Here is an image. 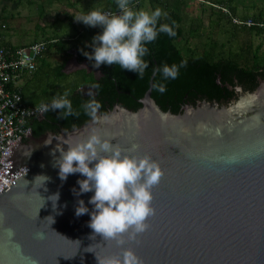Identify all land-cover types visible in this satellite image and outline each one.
I'll return each instance as SVG.
<instances>
[{
    "label": "water",
    "instance_id": "1",
    "mask_svg": "<svg viewBox=\"0 0 264 264\" xmlns=\"http://www.w3.org/2000/svg\"><path fill=\"white\" fill-rule=\"evenodd\" d=\"M163 23L172 26L171 15L157 26ZM175 32L147 44L143 77L115 64L96 68L76 50L66 52L74 56L58 74L86 68L96 83L68 96L79 116L38 113L30 119L36 129L2 154L1 177L10 184L0 182V264H98L97 256L122 252L115 240L90 238L94 190L77 195V181L86 177L62 181L54 166L53 150L67 149L61 141L86 138L93 129L123 148L138 145L134 155H149L164 170L152 189L156 213L148 230L124 245L144 264H264V71L183 60L169 45ZM164 64L180 66L176 79L162 76ZM156 83L166 91L155 90ZM93 97L110 122L93 123L84 113L81 106ZM57 193L54 203L49 197ZM81 199L89 212L77 217Z\"/></svg>",
    "mask_w": 264,
    "mask_h": 264
},
{
    "label": "clouds",
    "instance_id": "2",
    "mask_svg": "<svg viewBox=\"0 0 264 264\" xmlns=\"http://www.w3.org/2000/svg\"><path fill=\"white\" fill-rule=\"evenodd\" d=\"M116 2L119 14L93 9L86 14L74 15L77 22L82 21L85 25L102 28V32L93 37L94 51L84 54L89 60L94 61L96 68L102 64H115L121 69L137 72L139 77H143L149 66L144 60L149 52L147 44L154 42L159 33L175 36L176 32L167 23L157 26L160 18L167 15L160 8L154 11L136 10L131 6L130 0ZM179 67L175 64L171 66L164 64L159 71L165 79H176ZM153 87L160 93L166 91V86L161 83H156ZM68 96L69 94L65 92L62 96L53 98L50 105L39 103L36 105V111L45 113L50 109L61 110V118L79 116L80 113L73 109ZM81 107L93 123L110 122L107 115L99 114L102 105L94 97ZM114 138L104 137L97 129H93L86 138L75 141L66 138L61 143L67 145V149L58 144L53 150L54 157L56 151H59L54 166H58L62 181L75 173L86 177L77 181L79 184L77 195L94 190V195L89 200V203L94 205L88 224L93 230L90 238L94 239L96 235H101L106 241L115 240L122 248L119 255L103 258L97 256L98 264H144L132 247L124 245L148 230V219L156 213L152 204L154 199L152 189L160 183L164 170L151 156L134 155L138 145L123 148L118 142L115 144L112 142ZM48 143L50 142L46 141V144ZM52 197H55V200ZM49 199L55 203L59 199V194H54ZM88 212V207L81 199L76 208V216ZM6 232L10 239L15 235L12 228L6 229ZM37 237L43 238V235L38 233Z\"/></svg>",
    "mask_w": 264,
    "mask_h": 264
},
{
    "label": "rangeland",
    "instance_id": "3",
    "mask_svg": "<svg viewBox=\"0 0 264 264\" xmlns=\"http://www.w3.org/2000/svg\"><path fill=\"white\" fill-rule=\"evenodd\" d=\"M31 1L0 0V8L3 14L9 16L11 27L14 30L13 33L21 40H42L50 34L51 36L54 34L70 38V36L77 34L78 29L83 26L82 21L77 22L75 20V14H86L104 5L102 0ZM72 1L76 2V5H71ZM137 2L139 5H134L137 9L132 6L134 9L152 11L149 0H138ZM207 3L205 0H167L169 10L178 13L182 17L181 26L184 29V36L175 40L174 43L182 50L184 55L189 54L188 49H192L195 54H198L203 46L204 50L214 51L216 56L228 57L234 54H242L244 44L250 45L251 50L258 52L259 56L264 55V33H257L256 31L241 32V26L233 25L232 20V23L229 21L227 13H219L214 10L213 14L208 5L209 3ZM223 5L227 8H230L229 5L234 6L236 9L235 16L240 18L243 14L252 16L258 10L264 9V0H232L229 5ZM65 16L67 17L64 18ZM52 22L55 26H50ZM30 28H35L38 32L29 31ZM84 32L88 34L87 31ZM81 40L83 41L82 37ZM53 52L51 50L52 54L47 59L52 66L57 64ZM71 59L72 57L69 56L68 60ZM68 73H72V71ZM42 75L41 82H36L39 88H36V91L41 92L40 89L49 87L47 93L51 97L59 95L63 85L58 83L52 74ZM89 77V75L86 76L83 73H72L67 80L68 86L73 83H85L89 80ZM52 85H54L53 88ZM83 85H86V83Z\"/></svg>",
    "mask_w": 264,
    "mask_h": 264
},
{
    "label": "trees",
    "instance_id": "4",
    "mask_svg": "<svg viewBox=\"0 0 264 264\" xmlns=\"http://www.w3.org/2000/svg\"><path fill=\"white\" fill-rule=\"evenodd\" d=\"M104 1V5L99 8L102 11L108 10L111 13H115L119 10L118 4L116 0H102ZM151 3V8L152 11H154L156 8H160L163 13H166L167 15H171L173 23L172 27L175 30H178V34L176 37H171L169 40V45L170 47L175 49V54L180 57L183 60H201L208 66H212L217 63L218 60H225L231 65H234L236 69L241 71L242 73H252V72H260L264 71V55L259 56L258 52L252 51L250 45L244 44V48H242V54H234L233 56H216L214 51L212 50H204V47L202 46L199 51H201L198 54H195L192 49H188V55H184L182 53V50L174 43L175 40L181 39L184 36V29L181 26L182 23V17L174 12L169 10L167 0H149ZM232 0H205V2L209 5L211 8L213 14L214 10H217L219 13H224L221 7H226L223 4L229 5V2ZM30 2H32L30 0ZM134 0H130V4L133 3ZM202 2V1H200ZM76 2H73L75 4ZM138 6L135 4V6ZM137 9V7H135ZM230 8H228L231 12L232 15H236V9L234 6L229 5ZM44 12V9H43ZM166 15V16H167ZM166 16H162L160 18V21H164ZM218 16V15H217ZM228 16V15H227ZM2 15L0 14V25L2 24ZM251 17L252 19L264 23V9L258 10L256 14H253L252 16L245 15L243 14L240 16L242 19H246ZM229 21L231 22V18L228 16ZM159 23V21H158ZM232 23V22H231ZM233 25L236 26V24L232 23ZM51 25H54L53 22ZM241 26V32H250V31H256L257 33H264V25L258 26V25H253V26H245V25H240ZM38 28V27H37ZM1 29V26H0ZM83 31V33H82ZM84 31H87L88 34H86ZM102 32V28L100 26H96L94 28L85 25L83 23L82 28L78 29L77 34H74L70 36V38H65V37H60V36H45L42 40L45 41L46 43V48L39 60V64L37 66V69L32 72L30 75L25 76L24 82L22 83L21 86V94L23 97V100L28 104V105H36L39 103H48L50 104L53 98H58L62 96L65 92L71 96L73 92L80 87L83 86V84H88L91 86H94L96 83V79L94 78L93 73H86V68H80L77 69L73 73H83V75L90 76L89 80L87 82H82V83H73L70 86H68V78L70 77V74H58V70L60 68L65 67L66 62L68 61L69 56L73 57L74 53H66L67 51L74 49L76 50L77 53H75V56H86L84 53L89 51V46H91V49L94 51V48L92 46L93 43V37L96 36L97 34ZM2 35V32H1ZM3 36V35H2ZM81 37L83 38V41L81 40ZM3 41V40H2ZM38 41V40H35ZM33 41V42H35ZM6 44H10L8 42L3 41ZM51 50H53L54 55L53 57L56 59L57 64L52 66L47 59L49 56L52 54ZM198 51V52H199ZM42 74L47 76L48 74H52L54 79L62 84V89L59 95L55 97H51L47 92L49 91L48 88L40 89L41 92H37L36 88H38V84L36 82H41L42 80ZM54 85L51 87L53 88ZM65 86V87H64ZM34 88V89H32ZM30 128L31 130L36 129V124L34 121H31L30 123Z\"/></svg>",
    "mask_w": 264,
    "mask_h": 264
},
{
    "label": "built area",
    "instance_id": "5",
    "mask_svg": "<svg viewBox=\"0 0 264 264\" xmlns=\"http://www.w3.org/2000/svg\"><path fill=\"white\" fill-rule=\"evenodd\" d=\"M138 0H134V6ZM223 12L231 18L236 25L262 26L251 17L241 19L232 15L227 7H221ZM111 13L108 10L103 11ZM120 10L115 12L119 14ZM1 27H5L4 24ZM0 30V163L1 156L8 147H13L18 137L25 135L30 128L31 117L40 112L36 111V105H28L22 97L21 86L25 76L37 69L39 60L46 48L43 40L35 41L23 46L4 43ZM1 186L5 187L10 181L1 177Z\"/></svg>",
    "mask_w": 264,
    "mask_h": 264
},
{
    "label": "crops",
    "instance_id": "6",
    "mask_svg": "<svg viewBox=\"0 0 264 264\" xmlns=\"http://www.w3.org/2000/svg\"><path fill=\"white\" fill-rule=\"evenodd\" d=\"M78 2V1H77ZM72 3H73V1L70 3L71 5H72ZM73 5H76V4H73ZM3 8V7H2ZM2 13V24H4V26L5 27H1V32H2V35H3V41H5V42H8V43H10V44H13V45H17V46H23V45H27V44H29V43H32L33 41H35V40H38V41H40L39 39H35V40H33V41H27V40H21V39H18L17 37H16V35L13 33L14 32V30L12 29V24L10 23V21H9V16H5L4 14H3V12H2V10H1V8H0V14ZM13 13H14V11H13ZM67 16H65L64 18H66ZM1 24V25H2ZM0 25V26H1ZM50 26H52V25H50ZM55 26V25H54ZM29 31H32V32H38L37 31V29H35V28H30V30ZM54 35V34H53ZM52 35V36H53ZM50 36H51V34H50ZM55 36V35H54ZM66 38V37H65ZM24 82V81H23Z\"/></svg>",
    "mask_w": 264,
    "mask_h": 264
},
{
    "label": "flooded vegetation",
    "instance_id": "7",
    "mask_svg": "<svg viewBox=\"0 0 264 264\" xmlns=\"http://www.w3.org/2000/svg\"><path fill=\"white\" fill-rule=\"evenodd\" d=\"M76 70H77V69H76ZM76 70H75V71H76ZM75 71H72V73L75 72ZM89 72H90V73H93V70H90ZM72 73H71V74H72ZM69 74H70V73H69ZM86 85H88V84H86ZM83 86H85V85H83ZM83 86H82V87H83Z\"/></svg>",
    "mask_w": 264,
    "mask_h": 264
}]
</instances>
